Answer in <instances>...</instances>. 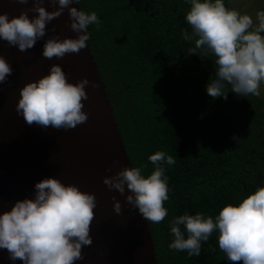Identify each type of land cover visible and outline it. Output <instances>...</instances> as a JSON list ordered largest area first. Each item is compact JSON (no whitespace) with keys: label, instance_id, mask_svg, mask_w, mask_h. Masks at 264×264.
<instances>
[{"label":"clouds","instance_id":"obj_1","mask_svg":"<svg viewBox=\"0 0 264 264\" xmlns=\"http://www.w3.org/2000/svg\"><path fill=\"white\" fill-rule=\"evenodd\" d=\"M16 2L31 3L33 7L11 18L8 13H0V40L21 52L32 49L46 36L47 25L68 11L69 27L77 36L63 40L58 35L49 37L42 51V56L49 60L79 54L88 47L89 26L99 28L101 24L96 12L71 6L80 0ZM45 2L54 10L48 11L43 6ZM190 5L185 18L191 34L182 29V37L194 40L195 47L190 53L202 49L204 56L211 53L216 58L217 78L206 85L207 94L226 100L228 84L238 96L259 97L264 83V10L256 12L254 24L250 14L226 7L224 0H190ZM29 12L36 15L30 17ZM12 72L10 64L0 55V84ZM86 86L99 87L87 78L70 83L62 67L53 64L47 75L20 89L16 112L29 126L75 129L88 120L83 110L88 99ZM148 160L155 166L149 175H143L141 167H123L105 176L103 184L122 196L127 189L130 194L125 196V203L138 209L148 222L159 224L168 216L164 202L169 199V188L163 165H174L176 160L164 151H157ZM113 201L114 212L121 215V202L115 197ZM96 207L94 194L73 184L65 185L57 178H45L35 184L34 199L19 200L10 211L0 214V249L8 251L10 260L23 264H75L84 259L82 248L92 245L90 231ZM170 232L174 239L169 248L186 251L189 258L199 256L202 242L218 232L219 249L231 264H264V187H258L238 204H226L215 218L200 212L176 216L170 221ZM209 250L216 249L210 246Z\"/></svg>","mask_w":264,"mask_h":264},{"label":"trees","instance_id":"obj_2","mask_svg":"<svg viewBox=\"0 0 264 264\" xmlns=\"http://www.w3.org/2000/svg\"><path fill=\"white\" fill-rule=\"evenodd\" d=\"M77 6L101 21L89 26L87 43L131 167L149 175L155 166L148 157L157 151L176 160L163 165L168 216L147 221L157 264H231L218 232L202 242L199 256L171 250L170 221L197 212L215 218L226 204L264 187V97L238 96L228 84L226 100L207 94L217 78L216 58L202 49L190 53L194 40L182 37V29L191 34L190 0H80Z\"/></svg>","mask_w":264,"mask_h":264},{"label":"water","instance_id":"obj_3","mask_svg":"<svg viewBox=\"0 0 264 264\" xmlns=\"http://www.w3.org/2000/svg\"><path fill=\"white\" fill-rule=\"evenodd\" d=\"M43 6L48 11L54 10L47 2ZM71 6L78 8L75 4ZM31 7V3L0 0V13H8L9 18ZM69 24L65 10L47 25L46 36L26 52L0 40V55L13 69L6 82L0 84V214L10 211L19 200L34 199L36 183L48 177L57 178L65 185L73 184L94 194L97 200L90 231L92 245L82 248L84 259L75 264H157L147 220L138 209L125 203V196L130 193L126 189L122 196L103 184L105 176L131 164L89 47L62 59L42 56L43 44L49 37L76 38ZM53 64L62 67L70 83L87 78L99 85L86 86L88 99L83 110L88 120L75 129L29 126L16 112L20 89L47 75ZM109 168L111 171H107ZM113 197L122 204L121 215L113 210ZM0 264L23 262L10 260L8 251L0 249Z\"/></svg>","mask_w":264,"mask_h":264},{"label":"rangeland","instance_id":"obj_4","mask_svg":"<svg viewBox=\"0 0 264 264\" xmlns=\"http://www.w3.org/2000/svg\"><path fill=\"white\" fill-rule=\"evenodd\" d=\"M231 8L252 16L254 24L256 23V12L264 10V0H229ZM261 95L264 97V83L261 84Z\"/></svg>","mask_w":264,"mask_h":264}]
</instances>
